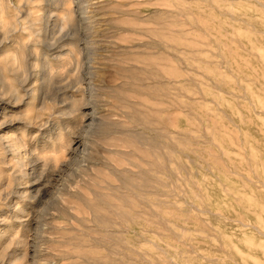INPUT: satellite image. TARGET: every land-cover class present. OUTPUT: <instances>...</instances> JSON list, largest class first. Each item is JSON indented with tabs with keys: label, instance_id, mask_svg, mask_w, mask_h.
I'll list each match as a JSON object with an SVG mask.
<instances>
[{
	"label": "rangeland",
	"instance_id": "obj_1",
	"mask_svg": "<svg viewBox=\"0 0 264 264\" xmlns=\"http://www.w3.org/2000/svg\"><path fill=\"white\" fill-rule=\"evenodd\" d=\"M0 6V264H264V0Z\"/></svg>",
	"mask_w": 264,
	"mask_h": 264
},
{
	"label": "clouds",
	"instance_id": "obj_2",
	"mask_svg": "<svg viewBox=\"0 0 264 264\" xmlns=\"http://www.w3.org/2000/svg\"><path fill=\"white\" fill-rule=\"evenodd\" d=\"M181 147H183V145H181ZM178 159V157H177ZM262 180H264V177H261ZM258 195V198L260 200V204H261V213L264 214V188H261L259 190V192L257 193ZM191 205L195 206L196 208H200L202 205L197 197V193L194 192V191H190V195L188 197ZM189 214L190 216H196V212L195 211H192L191 208H189ZM261 228V232L264 233V224H261L259 226ZM71 246H69L70 248ZM69 249H65V251H68Z\"/></svg>",
	"mask_w": 264,
	"mask_h": 264
},
{
	"label": "bare ground",
	"instance_id": "obj_3",
	"mask_svg": "<svg viewBox=\"0 0 264 264\" xmlns=\"http://www.w3.org/2000/svg\"><path fill=\"white\" fill-rule=\"evenodd\" d=\"M1 7V6H0ZM86 19V18H85ZM86 37V36H85ZM86 90V89H85ZM23 167V166H22ZM24 174V173H23Z\"/></svg>",
	"mask_w": 264,
	"mask_h": 264
}]
</instances>
